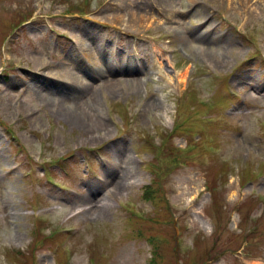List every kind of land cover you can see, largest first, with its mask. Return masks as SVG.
<instances>
[{"label":"rangeland","instance_id":"obj_1","mask_svg":"<svg viewBox=\"0 0 264 264\" xmlns=\"http://www.w3.org/2000/svg\"><path fill=\"white\" fill-rule=\"evenodd\" d=\"M0 264H264V0H0Z\"/></svg>","mask_w":264,"mask_h":264},{"label":"bare ground","instance_id":"obj_2","mask_svg":"<svg viewBox=\"0 0 264 264\" xmlns=\"http://www.w3.org/2000/svg\"><path fill=\"white\" fill-rule=\"evenodd\" d=\"M136 10L137 11H143L149 8V4L147 2H143V3H138L136 5ZM117 18H120V15L116 16ZM120 22H122V20H119ZM90 36V37H89ZM88 37L90 39H88L89 41H93V37L91 35H88ZM101 41L103 39H100ZM106 41H103L101 46H102V51L103 54L102 56L104 58L107 59V57L110 56L111 58V63L114 64V69H118L121 68V70L123 71V68L127 67V64L124 63V57H122V54H119L117 50H111L110 52H108V49L106 47ZM87 46H89V43L87 41V39L81 38L80 42L78 43V52L81 51H86L87 50ZM77 52V50H76ZM77 52V53H78ZM121 59V63L120 60ZM107 67V71L106 73H112V71L114 70L112 67V65H110L109 62H107L106 64ZM131 66L130 64H128V67ZM50 67L49 66H45V70H48ZM127 71V69H126ZM51 72L54 73V75H52V78L55 79L58 83L57 84H48L51 86H54L53 88H47V91H50L51 93L55 94L58 93V91L60 90L62 92L63 97H72L73 100H75L78 105V117H74L73 120H71V124L72 125H79L82 127V129L87 128V129H91L92 133L95 134L94 130H95V126L96 129H99L100 131H97V133H101V137L100 136H96L97 138H106L110 136V131L108 130V128L104 125L102 119H101V113H100V108H99V104L95 101V97L93 98H89L84 99V98H79V86L77 85V81H79L78 77L75 74L72 73H63L57 69H53L51 70ZM84 72L87 75V78L90 81H94L95 77L93 75H91L87 70H84ZM46 84V83H45ZM84 87V90L86 89V84L82 83L81 88ZM130 88H135L133 87H126L124 88L125 90H128ZM2 93L4 94V96L10 97L11 96V92L8 90L3 91ZM93 93V92H92ZM113 94L117 95V91L112 92ZM49 94V93H47ZM97 104V105H96ZM156 105L158 107L157 103H152L153 105ZM92 127V128H91ZM123 161L127 164V163H133L132 160L127 156H123L122 157ZM110 174H113V172H109ZM113 191V190H112ZM111 191V192H112ZM106 199H104L103 197H101V194L94 197V198H87L85 199V202L87 204H89L90 206H86L84 208H82V210H80L82 213L86 212V211H92V210H98L99 208H101L102 210H104V208L108 209L109 208V204L107 201H105ZM105 202V203H104ZM73 208V207H72Z\"/></svg>","mask_w":264,"mask_h":264}]
</instances>
